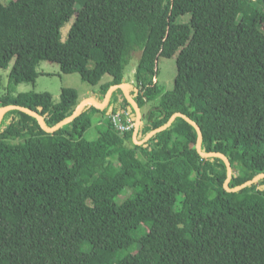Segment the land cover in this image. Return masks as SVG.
<instances>
[{
  "label": "trees",
  "instance_id": "16d2710c",
  "mask_svg": "<svg viewBox=\"0 0 264 264\" xmlns=\"http://www.w3.org/2000/svg\"><path fill=\"white\" fill-rule=\"evenodd\" d=\"M263 17L264 0H0V69L14 61L0 109L31 110L47 128L73 115L74 89L56 105L13 94L41 61L100 85L98 104L125 84L142 115L137 140L181 113L199 126L201 152L229 160L235 189L264 174ZM159 57L176 58L172 91L156 81ZM121 110L134 124L118 88L53 133L18 110L0 118V264H264V179L229 192L224 161L198 154L184 119L139 146L133 128L113 125Z\"/></svg>",
  "mask_w": 264,
  "mask_h": 264
},
{
  "label": "rangeland",
  "instance_id": "374dc122",
  "mask_svg": "<svg viewBox=\"0 0 264 264\" xmlns=\"http://www.w3.org/2000/svg\"><path fill=\"white\" fill-rule=\"evenodd\" d=\"M9 2L11 0H4ZM73 18L65 25L61 31L60 36L61 40L65 41L67 38L68 30L73 22ZM264 20V17H263ZM189 17L183 16L179 18L178 23L188 22ZM264 22V21H263ZM139 53H135L132 57L130 64L125 70L124 73V82L130 84L134 82V73L139 61ZM14 61L12 60L9 66L6 69H0V97L4 96L7 93L9 85V74L13 67ZM157 78L159 86L164 89V92H169L173 90L174 80L177 74L176 58H164L159 57L157 65ZM36 71L38 77L35 80V83H23L13 87V94L16 96L21 93L35 92V93H49L53 98V103L56 105L60 102L61 91L63 88L74 89L78 93V103L80 104L84 100H87L88 97L92 96L94 91L99 89V86L93 87L89 83L82 80L78 74H64L60 70V66L57 63L41 61ZM109 76L105 75L100 84H103L109 81ZM158 102H154L155 104ZM153 104L147 106L149 109ZM146 108L143 110L142 114H146ZM85 139L93 141L97 138V133L95 125L86 132ZM94 181L96 184H101L103 179L101 177H95ZM124 197H119L118 201H121ZM204 228H208L207 224L203 225ZM113 259L112 254H106L104 260L110 261Z\"/></svg>",
  "mask_w": 264,
  "mask_h": 264
},
{
  "label": "water",
  "instance_id": "95a60500",
  "mask_svg": "<svg viewBox=\"0 0 264 264\" xmlns=\"http://www.w3.org/2000/svg\"><path fill=\"white\" fill-rule=\"evenodd\" d=\"M121 89L125 95V98L127 99L128 103L132 106V108L134 109V112H135V123H134V128H133V142L135 145H144L149 139L152 138V136H154L155 134L167 129L173 122L174 120L177 118V117H180L182 119H184L187 123H189L191 126H193L197 132V135H198V139H197V146H196V150L198 152V154L203 157V158H208V157H219L220 159H222L226 165V168H227V180L224 184V188L229 191V192H235V191H239L241 189H244L246 188L247 186H250L254 183H257L258 181L264 179V174H260L256 177H254L253 179H251L250 181L242 184L241 186L235 188V189H230L228 188V183L230 181V178H231V165H230V162L229 160L222 154H218V153H203L201 152V143H202V134H201V130L199 128V126L193 122L190 118H188L187 116L181 114V113H176L174 114L170 120L168 121L167 124H165L164 126L158 128V129H155L153 130L152 132H150L144 139H142L141 141L137 140V135H138V131H139V128H140V125H141V120H142V115H141V111L139 109V107L137 106V104L133 101V99L130 97V95L128 94V91H127V86H125L124 84H121V85H116L114 87H112L106 97H105V100L103 101V103L101 104H98L96 101H94L93 99L89 98L87 99L86 101H83L81 102L75 109L73 115L66 119V120H63L62 122L58 123L56 126H54L53 128H47L45 126V123L43 121V118L38 115L37 113L31 111V110H28V109H25L21 106H7V107H4V108H1L0 109V118L8 111H11V110H18V111H21L23 113H26V114H29L31 116H33L34 118L37 119L40 127L45 131V132H48V133H53L55 131H57L61 126L67 124V123H70L71 121H73L79 114L80 112L82 111L83 107L85 105H91L99 110H103L105 108V106L107 105L110 97H111V94L113 93L114 90L116 89Z\"/></svg>",
  "mask_w": 264,
  "mask_h": 264
},
{
  "label": "built area",
  "instance_id": "2783aa9c",
  "mask_svg": "<svg viewBox=\"0 0 264 264\" xmlns=\"http://www.w3.org/2000/svg\"><path fill=\"white\" fill-rule=\"evenodd\" d=\"M112 123L120 132L129 131L134 128V124L132 123V119L130 118V114L126 110H121L117 112L112 117Z\"/></svg>",
  "mask_w": 264,
  "mask_h": 264
},
{
  "label": "crops",
  "instance_id": "0c3cea01",
  "mask_svg": "<svg viewBox=\"0 0 264 264\" xmlns=\"http://www.w3.org/2000/svg\"><path fill=\"white\" fill-rule=\"evenodd\" d=\"M89 98H91V96H90V97H88V99H89ZM84 101H86V100H84Z\"/></svg>",
  "mask_w": 264,
  "mask_h": 264
},
{
  "label": "clouds",
  "instance_id": "9594fccd",
  "mask_svg": "<svg viewBox=\"0 0 264 264\" xmlns=\"http://www.w3.org/2000/svg\"><path fill=\"white\" fill-rule=\"evenodd\" d=\"M125 85V84H124ZM126 86V85H125Z\"/></svg>",
  "mask_w": 264,
  "mask_h": 264
}]
</instances>
